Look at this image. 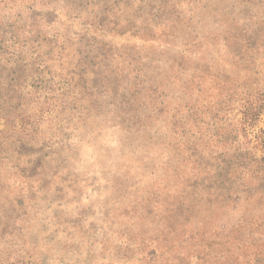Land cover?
<instances>
[{"label":"rangeland","instance_id":"rangeland-1","mask_svg":"<svg viewBox=\"0 0 264 264\" xmlns=\"http://www.w3.org/2000/svg\"><path fill=\"white\" fill-rule=\"evenodd\" d=\"M0 264H264V0H0Z\"/></svg>","mask_w":264,"mask_h":264}]
</instances>
